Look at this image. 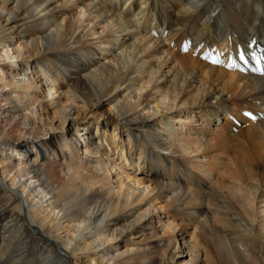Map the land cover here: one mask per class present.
Masks as SVG:
<instances>
[{"label":"bare ground","instance_id":"obj_1","mask_svg":"<svg viewBox=\"0 0 264 264\" xmlns=\"http://www.w3.org/2000/svg\"><path fill=\"white\" fill-rule=\"evenodd\" d=\"M131 1L127 14L152 11L166 38L174 39L177 47L186 40L190 55H199L200 60L190 55L178 58L182 83L187 77L194 83L203 71L206 76L199 81L200 98L189 105L190 111L210 108L201 114L210 124L223 119L215 115L223 113L227 103L243 102L237 104L248 112L245 117L254 119L245 133L242 127L237 134L230 132L233 122L226 123L223 131L226 124H216L221 128L218 139L199 146L212 168L219 165V155L233 151L231 175L244 183L251 170L258 173L260 164L264 167V153L252 152L247 145L250 155L245 158L242 147L231 143L244 134L249 142L257 135L264 139V0ZM60 5L56 0H0V47H10L13 56V62L3 63L1 73L9 79L0 84V264H107L110 252L102 246L104 240L114 238L105 235L109 226L122 220L123 211L142 204L150 219L142 227L159 230L155 247L166 252L180 244L189 253L186 264H264L261 237L253 233L248 220L194 174L186 161L168 156V139L162 131L154 133L161 119L146 117L138 111L142 102L134 103L119 92L138 57H152L161 50L164 63L176 57L161 43L162 37L156 35L158 40L150 43L142 35L126 44L124 54L127 51L131 58L126 64L120 54L100 63L93 48L78 44V27ZM115 7L113 0L97 12L96 3L86 5L88 15L94 14L100 22L112 19L121 39L131 36L133 27L143 33L134 18L112 11ZM107 37L111 40L104 47L114 49L117 40ZM140 42L150 45L143 48ZM204 55L211 64L201 60ZM213 59L219 60L217 65L230 64L236 72L214 66ZM64 83L70 84L58 94ZM105 98L111 103V115L101 120L111 125L115 136L99 134L95 144L90 133L80 134L84 125L74 121L73 111L78 108L74 102L96 116ZM210 98L213 102H208ZM185 143L181 141V146ZM102 145L113 155L105 157ZM115 155L123 166L148 177L125 174L114 162ZM258 181L252 191L262 193L264 184ZM101 237L104 240L97 244Z\"/></svg>","mask_w":264,"mask_h":264},{"label":"rangeland","instance_id":"obj_2","mask_svg":"<svg viewBox=\"0 0 264 264\" xmlns=\"http://www.w3.org/2000/svg\"><path fill=\"white\" fill-rule=\"evenodd\" d=\"M56 1H58L59 4L61 3V7L59 8L60 10L70 13L75 27H78V29L75 30V36L80 37L78 44H83L85 47L90 46L93 48L96 51V61H99L100 63H104V60L111 61L114 54H120V59L126 64V62L131 61L127 51L126 54H124L126 44L137 42V40L142 35H145V37L149 38L151 40L150 43H152L153 40H158L156 35H160L162 37L160 38L162 41L161 43L166 49L169 48L171 53H173L176 57H169V59H167V61L164 63L163 58L165 56L162 54V47L159 49L161 51L157 52L152 57H138L133 63L132 73L127 75V81L121 85L119 92H121L122 95H128L130 100L134 101V103L142 102L138 111L146 117L151 116L157 120L161 119V122L157 123V131H154V133L162 131L164 136L163 138L168 139L167 141L170 147L168 146L169 150H167L165 153L170 157L186 161L188 163V168L194 174L200 177L206 185L213 187L219 195L228 200L235 210L240 213L244 219L246 218V221L248 220L247 223H249V225L252 226V229L255 230L253 233L256 236L261 237L259 240V245L264 247V192L260 193V190H258V192L252 191L256 189L257 186H259L258 180H262V184H264L263 164H260V167L258 166V173H256L254 170H251L250 175L248 174L245 176L246 180L244 183H241L235 180V176L231 175V172L234 171L235 162V159H233V151L229 152V154L219 155V165H216L217 167L212 168L211 160L202 152L203 147H199L202 143L203 144L201 146H204L205 143H212L218 139V129L221 130V128H219L216 124L223 126L226 123H229L230 125V123L233 122L234 125L231 127L230 132L237 134L240 130L238 127H242L241 130L244 133L246 132L251 123L255 121L251 116L245 117L248 115V112L243 106L237 104L243 102H237L234 104L230 101L225 105L224 108H222L224 109L223 113H216L215 115L216 117L223 119H219V122H212L210 124H207L206 121H204L205 118L201 117V114L210 108L190 111L189 105L194 104V100L200 98L199 89H202V86L199 81L206 76L203 71L202 73L196 74L194 83L192 81H188V77L185 81L186 83H182L181 79L183 77L177 76L179 61L178 58L179 56L190 55L188 49L189 45H187L186 40H182L180 41L181 43L179 47H172L171 45L174 39H168L165 37V31H163L161 28H158V24L156 23V20H154L155 15H153L154 13L152 11L144 9L142 14L137 11L127 14L129 10L127 7L132 1L128 0V3L126 2L124 5L123 3L125 0H113L116 4V7L112 8V11L118 15L124 16L127 14L128 16L126 17L128 19L134 18L133 23H135L143 31V33L140 34L137 32L138 29L133 27V30H130V32H133L131 33V36H127V39H121V37H117L118 33H116L115 28L112 27V19H107L105 22H100L99 19H95L94 14L88 15L89 8L87 9L86 5L89 1L97 4V12L100 11V8L106 6L109 3V0H87L82 3H80V0ZM107 36H110V38L115 37L117 40L116 43H113L114 46L112 44L114 49L104 47V45L107 43L109 45V41L106 40H111ZM150 43L148 45H150ZM140 45L143 48L148 46L144 45V42H140ZM173 45L175 44L173 43ZM184 47L187 48L181 51L179 50ZM165 48L163 47V49ZM192 54L194 55H190V57L194 59H197L198 57L200 60V57L197 53ZM12 57V50L10 47H0V84H5L9 79L8 76H5L3 75L4 73H1V69L3 68V63L13 62ZM204 59L208 58L204 57ZM204 59L201 58L202 61ZM204 62L211 64V59L210 62L207 60H204ZM212 64H214L216 67H222L225 72H236V70L230 66L229 68H225V64L217 65V63L213 62ZM11 69L9 68V70ZM149 71L150 73H148ZM73 81L74 79H72L70 83ZM70 83L62 84L58 94L61 91H66L68 88L67 86ZM176 88L181 89V91L178 93ZM230 96L231 93L226 94V97ZM190 100L193 103H190ZM208 102H213V98H210ZM74 103L76 106H78V108L73 111L74 121L79 123L83 122L84 125L83 129L81 128L79 131L80 134L90 133L89 135L94 137L95 144H98L97 136L99 134L105 135V137L108 138L115 136L112 133L114 130L111 128V125H104L101 120L102 118H107L111 115L108 109L111 103L107 98H105L104 101L98 105L96 109V116L84 112L85 107H82L81 103L78 101L75 100ZM244 104L248 106L246 103ZM154 106L158 108L161 115L156 112ZM245 113L247 115H245ZM262 118H264V114ZM227 126V124L224 125L222 131L225 130ZM248 138L249 135L244 134L241 137H234V139L231 140V143L242 147L243 150L241 151V154L242 156H245V158L250 155V152L247 151V145L249 146L248 149L250 151L252 150V152H259V154L264 153V149L262 148V145H264V139L260 140V136L257 135V139L254 138V140L252 139L249 142ZM181 141L186 142L185 144L187 145L181 146ZM102 146L106 151L105 157L106 154L110 156L113 155V152L111 149H109V147L106 148L104 145ZM185 147L188 148V151ZM200 149L201 151H199ZM113 158L114 162L119 167H121L125 174L131 175L134 178H140L143 175L144 177H148L147 173L142 174L135 169L133 170V168L131 169L130 166L127 167V164H124L125 166H123L116 155L113 156ZM253 163L256 164L255 162ZM224 166L228 167L227 171L224 169ZM259 173L262 178H258ZM243 174L242 177L244 179ZM217 179H221L222 183H219ZM246 186H248L249 189ZM146 207V205L142 204L134 207L131 211H123L120 214L122 220L116 226L110 225L109 228L111 230L105 233V235L109 236L114 235V238L108 241V239L104 240V238L101 237L99 241L97 240V244H99L101 240H104L102 247L107 248L110 252L111 262L107 264H161L164 262L166 264H186L185 262L188 261L189 253H186V250H182L180 248V244H177L176 246L173 244V246L170 247L166 252H164V250L161 248L155 247V238L158 237L159 230H151L149 227H142L144 222H147L149 217V214H147L145 211ZM149 220L150 219H148V222ZM151 221L152 225H154V219ZM112 230L114 231L112 232ZM187 231V233L190 234L191 229H188ZM119 232L122 233L119 234ZM189 234L186 235V239H190L191 236ZM115 235L117 236L115 237ZM206 245L207 244L205 243V246ZM200 250L203 253V248H200ZM202 257L204 258L203 254ZM205 260L209 261V257H206Z\"/></svg>","mask_w":264,"mask_h":264},{"label":"snow or ice","instance_id":"obj_3","mask_svg":"<svg viewBox=\"0 0 264 264\" xmlns=\"http://www.w3.org/2000/svg\"><path fill=\"white\" fill-rule=\"evenodd\" d=\"M239 58H240V60H241V61H243V60L245 59V56H244V54H243V53H241V54L239 55ZM212 62H213V63H218V62H219V60H218V59H213V60H212Z\"/></svg>","mask_w":264,"mask_h":264}]
</instances>
